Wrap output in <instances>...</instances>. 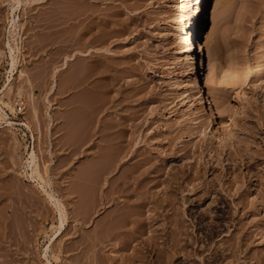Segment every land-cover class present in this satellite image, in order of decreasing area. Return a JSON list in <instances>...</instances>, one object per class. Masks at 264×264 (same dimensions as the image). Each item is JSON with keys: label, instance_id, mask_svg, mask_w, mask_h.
<instances>
[{"label": "rangeland", "instance_id": "obj_1", "mask_svg": "<svg viewBox=\"0 0 264 264\" xmlns=\"http://www.w3.org/2000/svg\"><path fill=\"white\" fill-rule=\"evenodd\" d=\"M189 1L23 0L17 12L20 26L16 32L10 30L13 0H0V105L7 113L0 118V210L6 204L9 207L0 211V264H47V257L54 264H99V256L105 257L106 264H124L123 253L133 251V247L127 249L129 252L114 247L121 237L109 241L113 244L107 242L106 252L99 250L96 241V220L107 212L97 206L103 188H99V179L103 177L101 184L106 183L104 189L108 192L109 182L117 179L115 174L119 176L146 156L151 163L166 162V170L193 162L201 167L202 178L196 184L217 175L222 180L207 194L198 191L200 185L193 190V182L182 180L185 189L182 187L177 194L179 210L188 234L197 240L188 249L174 250L169 264H264L260 185L264 181V89L256 90L249 84L256 80L254 68L264 64V0H220L218 19L210 25L217 57L211 85L224 103L228 124L232 123L231 117L237 116L252 128L245 132L234 127L240 135L245 132V142L262 158L251 172L241 167L244 186L240 191L257 202L247 208L238 204L239 184L230 190L225 183L235 178L231 165L214 164L212 158L218 157L215 149L210 151L204 145L195 152L187 151L206 143L212 135V126H203L204 106H191V73L188 70L183 74L181 68L188 51L178 53L179 46L184 45L187 19L183 10ZM102 18L108 20L101 28L98 23ZM9 41L17 47L15 66ZM101 70L107 76L101 77ZM18 104H22L21 111L16 108ZM236 110L239 113L235 115ZM7 121L15 124L7 125ZM25 121H29L30 129L21 125ZM124 126V138L131 135L135 139L129 156L116 161L115 172L108 171L97 179L96 172L104 165L112 167V142ZM258 128L261 131L257 133ZM218 145L215 141L213 148ZM33 148L39 155L42 174L63 201L66 225L61 231L57 229L61 224L59 209L37 182L29 180V153ZM133 154L138 156L130 159ZM150 165L144 166L147 169ZM164 184L153 190L159 188L161 192ZM221 195H226L229 206L220 203ZM213 198L217 202L208 211ZM206 200L208 207L203 205ZM109 204L110 210L115 208ZM167 213L160 216V228L166 226ZM62 231L45 256L52 238ZM207 235H213L212 239ZM239 235L244 242L239 258L222 257L220 249L236 242ZM150 250V259L144 264H160L158 254Z\"/></svg>", "mask_w": 264, "mask_h": 264}, {"label": "bare ground", "instance_id": "obj_2", "mask_svg": "<svg viewBox=\"0 0 264 264\" xmlns=\"http://www.w3.org/2000/svg\"><path fill=\"white\" fill-rule=\"evenodd\" d=\"M14 1L15 3H13ZM13 2L12 4L10 3L11 4L10 5L11 6V18H10V28L11 29L10 30L16 31L18 30L17 28L20 26L19 24L20 14L18 16L17 12L23 0H13ZM192 3H195V5H192ZM220 4H221L220 0H192V1H189V3L185 6L183 10V14L187 19V26H186L185 36L183 37L184 45L179 46L178 53H182L183 51H188V55H184L181 68H182L183 74H186L188 70L190 71L189 73H191L190 80H189V83H190L189 87L192 90V93H191L192 95H190V97H193V99H191V106H194L197 108L199 104L203 105L204 106V109H203L204 110L203 112L204 121L203 122L205 123V125L203 124V126H205V128L207 129L210 126H212L211 128L212 135L209 136L210 138L208 139L210 140V142L208 143L207 142L208 140H207L205 141L206 143L196 146L195 149L189 148L187 151L188 153L191 151L195 152L199 150L200 147H203L204 145H208L210 151H213L215 149L216 155L218 157L216 159L212 158L214 164L216 163L215 165L223 166L224 165L223 163L226 162L227 164L231 165V168L233 169L232 171L233 173H235V178L230 179L227 182L225 181V183L228 184V187L230 188V190L233 189L236 184H239L236 188V193L237 194L239 193V196H241L238 204L242 205L241 207L243 208H247V206L256 205L257 202L254 199H252V201L248 200L247 198L248 193L245 195L242 192L243 190L240 191L241 189H243L242 187L244 186V181L242 179L240 180L241 175H242L241 167H244L245 170H247L248 172H251V168L257 163L258 164L261 163L262 158H260V156L258 157L257 154H255L254 151L252 150L251 146L247 144L248 140L246 141L247 138L244 133L246 132L247 129L251 130L252 128H249L250 126H247L248 124L246 125L245 123H242L237 116L231 117L229 121H231L232 123L228 124V121H226L224 117V108H223L224 103L218 91L216 90V88L211 85L212 74L214 73L216 69V65H217V57H216V49L210 39L211 38L210 25L212 22L215 23L218 19ZM107 20L108 19L102 18L100 23H98L101 26V28L104 27L103 24H105ZM104 37L102 38L100 37V38L104 39ZM13 45L14 44H12L11 41L8 42V47L10 48L11 63H13L12 65L15 66L18 57L16 54L17 47L15 48L14 47L15 45L14 46ZM83 54L85 55L87 53H83ZM104 70H101L99 72L100 75H102L101 77L107 76V75H104L106 73V72L104 73ZM254 72H255L256 80L249 81V84H251L252 88L256 90L264 89V64H259L258 66H256L254 68ZM111 82L109 81V84ZM111 84L113 86L115 85V83L113 82ZM12 88L13 87L11 86L9 89L12 90ZM17 93L20 94L21 89ZM187 97H189V95ZM234 113L236 115L239 112L236 110V112L234 111ZM4 115H7V113L5 112L4 108L0 105V118H3ZM28 122L25 121L21 123V125L22 124L26 125L27 128L30 129L31 125ZM7 123H8L7 125L15 124V122L13 121H7ZM120 124L123 125L124 123L121 122ZM0 127H3V126L0 125ZM221 127L223 128V131L220 130ZM234 127H241V130L242 131L245 130V132L244 133L242 132L243 135H240V133H237V131L239 130L236 131ZM125 129H126L125 126L122 128L120 127L118 131L119 132L121 131V132L119 133L118 136H116V138H114L115 141L112 142L113 153L111 152L112 155H110L112 157L111 159L112 162L110 161L111 162L110 166L112 167L107 168V166L104 165L105 164L104 163L103 164L104 166L103 167L101 166L102 167L101 170L97 169L100 172V173L98 171H97L98 173L96 172V174H98L97 179H99L98 177L105 175L104 173H107L108 171L115 172L114 167L116 168L118 166L117 164H116L117 166L114 165L116 161L125 160L129 156V151L133 147L135 143V139L131 137V135L129 139H125L123 136L124 133H127ZM256 131L258 133L261 130H259L258 128V130L256 129ZM134 133L135 132H133V134ZM247 136H250V135H247ZM206 137L207 136H205V138ZM253 137H252V140L255 143V140L253 139ZM35 139H36V136H35ZM215 141H217L219 145L213 148ZM251 145H252V142H251ZM133 153H134V150H133ZM29 154H30L29 164L31 166L32 172L30 173L31 175H29L31 176L30 177L31 179L29 178L28 179L35 183L37 182V185L40 187V189L45 194L47 199H49V201L52 202L51 204L55 205L56 209H59L58 212H60L61 224H60V227L57 229L61 231V229H63L64 226L66 225L65 223L66 211H64L63 209V205H64L63 201L61 200V198H58L56 196L54 189L51 186L50 180H48L45 177L46 175H43L44 173L42 174L40 158L37 153V150L33 148ZM136 156L133 154L130 156V159L134 157L136 158ZM109 159L110 158H108V160ZM166 159H167L166 157L163 158V161H165ZM155 161H157V159H155ZM209 162H211V160H209ZM147 163H150L151 165L147 167L146 169L144 165H147ZM165 163H159V164L155 162L151 163L150 158H148L147 156L142 159L136 160L135 163H132V166H129L130 168L127 167L129 168L128 170L124 169L125 171L121 172L122 170L121 169L119 171L121 172V174L119 173V176H117L116 174L115 176H113V177H116L117 179L114 180L113 178L112 181L109 182L108 192H106V190L104 189V186H106V183L101 184L102 183L101 178L103 177L99 179L100 181L98 180L100 183L99 185L101 186L99 188H102V187L103 188L101 189L102 191L99 190L100 192L98 193L97 200L99 203L95 201L94 199L93 200L97 202V204L100 205L99 207V205L96 204L98 208L100 209L105 208L104 212H106L107 210L106 213H103V215L101 214L102 217L101 216H100L101 218L99 217L100 218L98 219L99 221L96 220V223L98 224V225L96 224V226H98L97 233H96L97 235L96 241H98V244L100 245L99 250L106 252L104 251V249H106L108 243L113 244L112 242H109V241H113V240L116 241L115 240L116 238L121 237L120 238L121 240L119 239V243L116 242L113 244L114 247L120 249L121 251L125 250V252L127 251V249H131V247H133V251L130 250L131 253L129 251H127L129 252L127 254L123 253V255L125 254L123 257L126 256V260L125 258L121 259L122 261L124 260L123 261L124 264H136V262H138V264L148 263V259H150L149 258L150 255L147 254V252L149 251V248L155 251V254L156 253L158 254L160 258V261H159L160 264H169L172 260L174 250H176L177 248L185 250L187 247L188 248L192 247L191 244H193V242L194 243L196 242L197 239H195V236L193 235L194 236L193 237L192 235L191 236L189 235L190 233L188 234L189 228L188 227H186L188 229L185 228L184 221L186 220L185 219L182 220L183 219L181 217L182 212L179 210L180 209L179 204L181 203V201L180 202L178 201L179 195L177 196V194H178V191L180 192L181 188L183 187L182 180L188 183L193 182L194 183L193 190H196L198 186L200 185L198 191L204 192V194H207L208 192L210 193V191L215 190L217 181L221 182L222 180L220 178V175L219 176L217 175V177L211 178V180L210 179L204 180L200 184H198L199 182L196 184L195 181L200 180L202 178V176L200 175L201 167L198 168V166H196L193 162L192 163L190 162L189 165H185V167H180V168L179 167L176 168L177 166L173 164L174 166H172L170 170H166ZM214 164L210 166V169L214 167ZM143 166H144L143 169H146L144 171L142 169ZM205 168L208 170L209 166L206 164ZM45 170H46V166H45ZM138 172L139 174H137ZM143 172H147L148 175L149 174L151 175L148 176L145 173L146 176L143 177L141 175V174L145 175ZM165 174H167V176L164 177ZM141 176L142 178H140ZM140 180H142V182ZM163 183H165L164 184L165 186L164 188H162V190H160L161 192H159V188L158 190H153L154 187L156 188L157 186L162 185ZM260 185H262V188H261L262 201L261 202L264 205V187H263L264 181H263V184H260ZM183 188L185 189V186ZM71 192L72 191H69V193ZM117 193L119 196H115V194ZM259 194L260 193H258V195ZM225 196L221 195L220 203L225 204V206H229L230 204ZM72 197L73 196H71V198ZM121 197L124 199H122V204L119 205V202H121L120 201ZM216 200L217 199L212 200V201L209 200L210 201L208 203L209 207L206 205L207 200L204 201L203 205L208 207V209L206 210L209 211L211 205L217 202ZM95 202H91V203H94L95 205ZM107 203L108 204L110 203L109 204L110 206L114 205L115 208H111L110 210V208L107 206L108 205ZM86 205L88 207L89 204H86ZM6 206L8 207L7 204ZM6 206H5V209L3 207V209H1L0 211L6 210L7 208ZM181 207L184 208V206H181ZM94 208H97V207L95 206ZM165 211H168V213L166 214L167 215V218L165 220L166 223H164V225L166 226H162L163 224H161L162 227L160 228L159 226H157V223L159 222L160 216L165 215ZM6 212L8 211H5V213ZM2 218L4 219L5 217H2ZM2 224H5L4 221ZM53 227L54 225L51 226V228ZM214 231L216 232L217 230H214ZM61 233H63V231L60 232L59 234L57 233L52 238L51 243L46 248L45 256H47L48 251L51 250L52 245H54V242L57 241ZM213 235L212 236L207 235V237L210 238V236L213 237ZM238 238H241V236L239 235V237L236 238L237 241L231 242L227 248L225 246L223 247V249L222 248L220 249L221 250L220 255L222 257L232 256V257H235V259L239 258V255H241L240 253L242 252L240 250H243L241 248L243 247L244 242H243V237L241 238V241L238 240ZM135 241H138L136 243L137 246L135 245L133 246V242L135 243ZM161 243H162V246H161ZM199 247L201 248V245H199ZM102 251H100L99 253H102ZM183 252H187V251H183ZM99 253H98V256L100 255ZM104 254L105 253H103V256ZM99 258L100 260L99 259L97 260L99 264H106L105 260H103L105 259V257L101 258V256H99ZM214 262L216 263V259L214 260ZM47 264H54L49 259V257H47Z\"/></svg>", "mask_w": 264, "mask_h": 264}, {"label": "built area", "instance_id": "obj_3", "mask_svg": "<svg viewBox=\"0 0 264 264\" xmlns=\"http://www.w3.org/2000/svg\"><path fill=\"white\" fill-rule=\"evenodd\" d=\"M16 108H17L19 111H21V110H22V104H18V105L16 106Z\"/></svg>", "mask_w": 264, "mask_h": 264}]
</instances>
